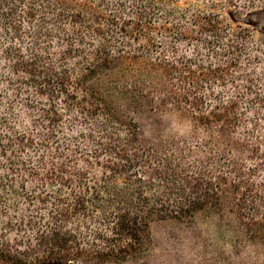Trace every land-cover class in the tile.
Here are the masks:
<instances>
[{"label":"trees","instance_id":"1","mask_svg":"<svg viewBox=\"0 0 264 264\" xmlns=\"http://www.w3.org/2000/svg\"><path fill=\"white\" fill-rule=\"evenodd\" d=\"M253 8L264 0H0V264L121 263L147 253L152 219L197 214L216 235L201 264H264V178L228 180L264 166V62L242 93L199 91L264 60V23H231ZM166 104L207 134L189 138L206 152L192 162L186 143L140 137Z\"/></svg>","mask_w":264,"mask_h":264},{"label":"rangeland","instance_id":"2","mask_svg":"<svg viewBox=\"0 0 264 264\" xmlns=\"http://www.w3.org/2000/svg\"><path fill=\"white\" fill-rule=\"evenodd\" d=\"M216 9L224 13L227 17V12H235V8L229 7L226 1H220ZM231 23L233 26H247L251 30L256 31L258 26L264 23V10L258 8H253L248 11L244 10L237 17H234ZM177 51L192 55V46L190 43L178 44ZM200 52L202 54V59L211 62L213 65L215 64L213 56L208 58L210 56L206 55V51L201 50ZM165 53L169 55V52L166 51ZM240 61L239 66L234 68L228 66L225 67L224 71V79H229L231 77L238 78L235 84H229L225 82V80L214 79L210 83L207 81L202 83V86L199 87V91L206 93V89H211L214 93L227 99L230 95L242 93V80L239 78L242 73L251 72L257 78L263 76L262 62H264V60L256 62L252 60V58H248L241 59ZM162 93H164V96L168 94L165 91ZM154 95L157 101L159 98L163 97V95L158 92ZM244 101V98H240V109H242ZM137 123L140 128L141 139L151 142L157 139L158 136L167 139L173 137V141L170 144L174 149L183 146V143H186V145H184L185 147H193L194 153L188 156L186 161L192 162L194 158L206 153H202L194 148V139L202 140L206 138V132H204L202 128L193 127L188 118H179L177 112L170 104H166V107L157 113L138 118ZM257 127L258 131L255 135L259 134L264 138V122H261ZM191 135H194V139H189ZM235 137H237V135ZM238 154L244 159L246 148H243L241 153L239 152ZM248 162L249 161H245L244 164L250 166ZM241 174L242 175L238 176L230 174L228 180L240 182L244 180H252V182L260 180L261 177L264 178V166L260 172L254 175L246 173V170H243ZM211 220L217 223L221 221L217 216L212 217ZM213 229L215 230L213 223H209L205 220V217L200 214H197L191 221L184 222L152 219L148 224L147 232L149 236V249L142 257L128 259L121 263L75 257L45 264H201L203 260L212 255V251L209 248V240L210 238L216 237ZM223 249L224 256H230L229 249L227 247H223ZM238 256L242 257L243 253ZM231 259H236V257L234 258L231 256ZM218 260L215 264H222V259Z\"/></svg>","mask_w":264,"mask_h":264}]
</instances>
